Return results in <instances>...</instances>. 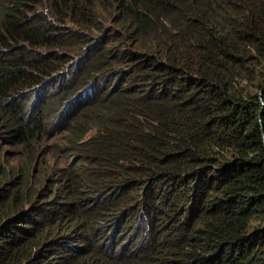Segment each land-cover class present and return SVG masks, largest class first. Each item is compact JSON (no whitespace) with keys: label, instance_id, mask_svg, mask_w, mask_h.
Segmentation results:
<instances>
[{"label":"trees","instance_id":"16d2710c","mask_svg":"<svg viewBox=\"0 0 264 264\" xmlns=\"http://www.w3.org/2000/svg\"><path fill=\"white\" fill-rule=\"evenodd\" d=\"M262 67L264 0H0V264H264Z\"/></svg>","mask_w":264,"mask_h":264},{"label":"rangeland","instance_id":"374dc122","mask_svg":"<svg viewBox=\"0 0 264 264\" xmlns=\"http://www.w3.org/2000/svg\"><path fill=\"white\" fill-rule=\"evenodd\" d=\"M261 76L258 80V83L260 85H264V68L262 67L261 70ZM248 87L252 90H256L258 88V86H255L253 83H249ZM61 134L58 135L57 137H49L47 139H45L44 143L41 144L40 148V152H38L36 154V158L34 157V160L32 161V168H33V174L34 175V180H35V184L36 183V177H37V170H43L45 174L50 173L51 169L50 167H57V168H62L63 166H65L68 162V160L71 158V156L67 155V151L68 149H64L62 147L61 143ZM1 143V141H0ZM60 145V151H58V146ZM4 149H5V153L7 154V161L9 163H13L14 162V157H12L14 154H12V149H16L15 146L10 145V144H4ZM38 150V149H37ZM262 156H264L263 153H258V157L254 158V159H261ZM6 159V158H5ZM252 162V160H250ZM54 176V175H52ZM38 186V184H37Z\"/></svg>","mask_w":264,"mask_h":264},{"label":"clouds","instance_id":"9594fccd","mask_svg":"<svg viewBox=\"0 0 264 264\" xmlns=\"http://www.w3.org/2000/svg\"><path fill=\"white\" fill-rule=\"evenodd\" d=\"M44 93L43 89L41 86H37L36 89H31L28 90L27 92H24L20 95V101H22L23 99H25V97L29 96L32 99H30L29 101L31 102V105L36 104V102L39 100V98L41 97V95ZM92 96L91 93H89L87 95L88 98H90ZM74 97V103L72 104V106L69 108L68 105H66L63 110H62V114L65 116H70V114L76 113L78 107L82 108L84 106H86L85 104V98L84 95H81V92H79V90L76 91V93L73 95ZM26 100V99H25ZM61 134V140H63V136L66 134V131L62 130L60 132L55 133L54 135L57 137L58 135ZM260 137V142L262 143V148L261 149V153L264 154V136L263 133H261V135H259ZM258 157V153L256 155V158ZM257 165L260 166V176H264V156H262L261 159H257L256 160Z\"/></svg>","mask_w":264,"mask_h":264}]
</instances>
